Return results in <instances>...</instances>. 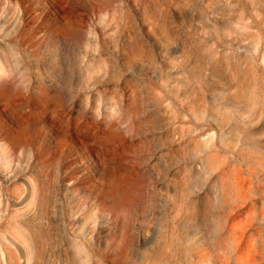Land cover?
Returning a JSON list of instances; mask_svg holds the SVG:
<instances>
[{
  "label": "rangeland",
  "instance_id": "374dc122",
  "mask_svg": "<svg viewBox=\"0 0 264 264\" xmlns=\"http://www.w3.org/2000/svg\"><path fill=\"white\" fill-rule=\"evenodd\" d=\"M216 1L0 0V264H264V0Z\"/></svg>",
  "mask_w": 264,
  "mask_h": 264
},
{
  "label": "bare ground",
  "instance_id": "6f19581e",
  "mask_svg": "<svg viewBox=\"0 0 264 264\" xmlns=\"http://www.w3.org/2000/svg\"><path fill=\"white\" fill-rule=\"evenodd\" d=\"M44 1H49V0H44ZM216 0H208V3H209V5H211L212 7L213 6H215L216 5ZM238 2V1H237ZM157 6V5H156ZM138 7V6H137ZM136 7V8H137ZM149 9V8H148ZM152 9V8H151ZM174 11V10H173ZM214 12H216V11H214ZM150 17H151V15H150ZM216 18L217 19H219V20H222L224 17L222 16V18L219 16V15H216ZM166 25H167V23H166ZM169 26V25H168ZM171 27V26H170ZM199 29V28H198ZM258 31V30H257ZM172 32V31H171ZM254 32V31H253ZM252 32V33H253ZM251 33V34H252ZM254 34V33H253ZM252 34V35H253ZM257 35V34H256ZM152 40H154V42L157 44V45H160L161 43H162V41H161V37H158L159 35H158V33L157 32H155V34H151L150 33V35H148ZM249 37V36H248ZM146 40H149V39H146ZM145 40V41H146ZM253 42V41H252ZM255 44V43H254ZM144 48V46L142 45V42L139 40V39H136V48H135V50H136V52L138 53V54H142V51H141V49H143ZM264 49V48H263ZM145 51H147V50H145ZM105 53V52H104ZM109 55V54H108ZM110 56V55H109ZM109 62V61H108ZM260 66V65H259ZM123 68V67H122ZM110 69V68H109ZM167 69V68H166ZM164 70V69H163ZM169 70V69H168ZM222 72H224L223 70H221ZM174 76V75H173ZM235 76H236V78H237V80L235 81V82H233L232 80H228V79H226V81H225V83H226V89H230V90H232L234 93H235V95H237V97L238 98H243V96H244V92H245V89H251V88H255L256 89V85L255 84H253V83H248V79H251V77L253 78L254 76H252V71L251 70H249V71H247L246 73H244V72H241V69L240 68H237L236 69V73H235ZM140 82H141V80L138 78V77H136V76H134V75H131V77L130 78H128V79H126V84L128 85V86H130L131 87V90H130V92H131V94H130V100H131V102L133 103V105H134V108L135 107H137L138 106V103H139V93H138V87H139V84H140ZM250 84V85H249ZM113 85V84H112ZM116 86H118V85H116ZM106 88H107V86H106ZM119 88V87H118ZM196 88V87H195ZM205 88V87H204ZM123 89V88H122ZM115 90H116V88H115ZM128 92H129V90H128ZM126 101V100H125ZM247 108H250V109H247L246 108V110L247 111H250L251 110V107L249 106V104H247ZM141 108V107H140ZM155 112V111H154ZM255 113V112H254ZM139 115V114H138ZM257 120H258V118H257ZM131 122H133V119H131ZM172 178H173V182H174V184H177L178 183V172H173L172 173ZM245 207V206H244ZM49 240V239H48ZM246 241V240H245ZM173 243H174V240L173 239H171V241H170V245H169V247L170 248H172L173 246ZM244 243V242H243ZM93 254V253H92ZM92 259V258H91ZM104 259V258H103Z\"/></svg>",
  "mask_w": 264,
  "mask_h": 264
}]
</instances>
